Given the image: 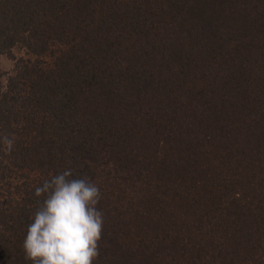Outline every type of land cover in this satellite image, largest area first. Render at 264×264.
<instances>
[{
    "label": "trees",
    "instance_id": "obj_1",
    "mask_svg": "<svg viewBox=\"0 0 264 264\" xmlns=\"http://www.w3.org/2000/svg\"><path fill=\"white\" fill-rule=\"evenodd\" d=\"M0 264H264V0H0Z\"/></svg>",
    "mask_w": 264,
    "mask_h": 264
},
{
    "label": "rangeland",
    "instance_id": "obj_2",
    "mask_svg": "<svg viewBox=\"0 0 264 264\" xmlns=\"http://www.w3.org/2000/svg\"><path fill=\"white\" fill-rule=\"evenodd\" d=\"M25 56V50L18 46L12 49L10 54L0 55V72L3 73L2 88L5 89L6 77L11 75L15 67L16 60Z\"/></svg>",
    "mask_w": 264,
    "mask_h": 264
}]
</instances>
